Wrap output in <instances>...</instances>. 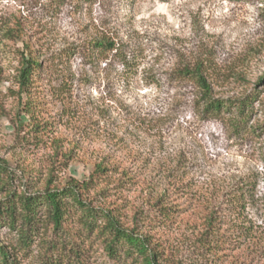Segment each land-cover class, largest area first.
<instances>
[{"label":"rangeland","instance_id":"obj_1","mask_svg":"<svg viewBox=\"0 0 264 264\" xmlns=\"http://www.w3.org/2000/svg\"><path fill=\"white\" fill-rule=\"evenodd\" d=\"M15 27L19 37L8 38ZM101 41L116 47L93 50ZM28 48L42 63L31 91L43 133L21 107L18 50ZM198 60L214 67L213 96L230 109L211 115L200 89L177 79V69ZM0 70V160L8 168L0 204L9 193L38 192L51 171L65 184L89 179L104 162L107 179L90 191L95 206L119 200L131 220L135 208L152 214L163 195L179 204L176 222L146 227L179 264L219 262L199 254L186 224L197 198L219 206L242 194L243 218L264 230V0H0ZM243 101L251 107L238 125ZM54 137L70 154L55 165ZM17 239L0 227V242L15 250ZM241 251L230 245L219 255L235 264ZM41 254L36 242L18 256L40 264ZM88 257L108 264L102 245Z\"/></svg>","mask_w":264,"mask_h":264},{"label":"trees","instance_id":"obj_2","mask_svg":"<svg viewBox=\"0 0 264 264\" xmlns=\"http://www.w3.org/2000/svg\"><path fill=\"white\" fill-rule=\"evenodd\" d=\"M6 33L8 38L14 39L19 37L21 30L19 27L8 28ZM115 47V42L101 41L95 42L92 49L99 51ZM18 51L21 58L17 81L21 97L23 93L27 97L25 102L22 98V111L32 119L33 130L43 133L46 126L37 120L35 105L38 101L33 99L31 91L33 77L42 70V63L32 48ZM125 63L128 65L127 61ZM175 74L177 79L191 80L200 89L205 111L211 115L230 109L229 104L213 96L212 81L216 74L209 61L184 64ZM250 107L246 101L237 106L240 111L238 125L247 119V108ZM60 141L58 137L50 138V145L54 148V165L61 162L60 157L70 156L68 152L62 151ZM108 170L104 162H97L89 179L71 177L65 184L55 183L51 171L44 187L38 192L22 190L15 194L9 193L0 204V227L5 226L16 232L18 239L15 250L0 242V264H21L18 256L20 252L28 253L36 242L42 249L40 264H90L88 255L95 245H102L108 264H179L165 248L162 238H156L146 228L150 225L169 226L176 222L179 204H171L163 195L151 202L152 214L135 208L131 220L125 212L124 202L119 200L95 206L90 199V191L105 182ZM6 176L7 162L0 160V184L6 185ZM125 179L137 183L133 176H126ZM177 188V192H181L182 188ZM232 197L219 206L215 198L204 201L197 198L192 201L194 204L189 207L191 218L186 224L195 235V247L200 255L213 257L215 261L219 259V262L209 264H226L227 254L220 256L219 251L229 249L230 245L237 251L242 250L237 258L240 255L244 257L240 262L235 261V264H264V230L255 229L243 218L245 205L242 194ZM226 216L233 217V220L228 222L224 219ZM250 252L253 258L246 261L243 255ZM256 256L258 260L254 263Z\"/></svg>","mask_w":264,"mask_h":264}]
</instances>
